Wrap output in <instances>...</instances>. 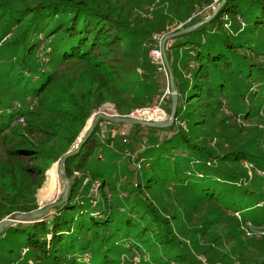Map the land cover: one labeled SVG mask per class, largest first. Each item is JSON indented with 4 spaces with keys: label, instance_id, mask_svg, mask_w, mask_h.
<instances>
[{
    "label": "trees",
    "instance_id": "trees-1",
    "mask_svg": "<svg viewBox=\"0 0 264 264\" xmlns=\"http://www.w3.org/2000/svg\"><path fill=\"white\" fill-rule=\"evenodd\" d=\"M151 1L0 0V222L39 207L46 171L79 146L101 106L127 117L147 107L155 75L165 94L168 79L150 58L153 34L204 20L212 0H159L152 18L142 16ZM165 55L175 121L99 119L63 163L65 201L0 231V264H264V0H227L167 40ZM237 86L244 113L227 102ZM162 107L169 115L170 93ZM165 132L177 189H162L154 170ZM208 178L218 185H202Z\"/></svg>",
    "mask_w": 264,
    "mask_h": 264
},
{
    "label": "rangeland",
    "instance_id": "rangeland-1",
    "mask_svg": "<svg viewBox=\"0 0 264 264\" xmlns=\"http://www.w3.org/2000/svg\"><path fill=\"white\" fill-rule=\"evenodd\" d=\"M180 53H182V52H180ZM154 63H156V62H154ZM166 77L168 79V74H167ZM149 82H151V84H156L157 83V87L154 89L155 90V95H154L153 99L149 102V105L147 107L142 108V109H147L148 107L153 108L154 110H156V108L163 109L162 104L164 102V98L167 96V94H169V93L171 94L170 88L167 87L170 92L166 94V90H165V94H164V92L161 90L162 89L161 88V84L158 83V79H157L156 75H155V77H152V79L149 80ZM168 85H169V83H168ZM241 92H242V87L241 86H237L235 89H232L231 91H229V94L227 96V102L232 107V110L235 113H237V112L244 113V111H246V109H247V106H246L247 101L245 102V101L242 100L241 95H240ZM249 98H250V100H253L252 101V105H255V104L257 105L258 102L257 101L255 102L254 99H252L253 97H249ZM113 107L115 108V106L113 104L105 103L103 106H101L97 111H95L93 113V116H95L97 113H104L106 115H110V113L114 114V111H113L114 108ZM142 109H138V110H142ZM151 111H153V110H151ZM167 119L168 118H166V120ZM142 120L154 121V120H150V119H142ZM166 120H160L159 122H161V121L164 122ZM155 121H158V120H155ZM88 125H89V122L88 123L86 122L84 128H87ZM112 127H115V126L114 125L111 126L110 130L112 129ZM190 129H191V134L192 135H196L197 133H199L198 132V130H199L198 125L190 126ZM101 130H102L103 133H105V131H106L104 128H102ZM81 132H83V130ZM111 132L115 134V132H113V131H111ZM79 137H81V136H79ZM162 137L163 138H159L157 140V142L160 144V147L159 148H154L152 150V155L156 156L157 159L160 160V164L159 165L155 164L154 170L156 171V175L158 177V180H160L161 184L163 183L162 185L165 186V187H161L162 189L165 190L167 188L173 187L174 186L173 184H175L174 188L177 189L176 185H179L180 183L177 180V178L173 179V176L171 175L172 174V166H174V162H173V160H172V158L170 156L174 152L173 149L171 148L174 140H172V141H168L167 140L168 139L167 132L163 133ZM174 139H175V137H174ZM77 140H79V138ZM176 160L180 161V156L179 155L176 157ZM125 166L126 167L124 168V173H126L127 175H130L128 177V179L131 180L133 172L129 171V168H127V165H125ZM54 167H57L56 170H57V174H58V177H57L58 189H57L56 194L54 195V198H56V200H57L58 198L61 197L62 191H63V182H62V179H61V176L63 174V170L60 169L58 165H56V164L52 165V167L50 168L51 171L49 173V177L48 178H47L48 170L46 171L45 181H44V183L42 184L41 187L44 186V184L48 181V179L50 177L54 176ZM181 169H183V167H182L181 164H179L178 165V170H181ZM207 171L212 173L213 170L212 169H208ZM148 173L152 174L151 172H148ZM192 181L193 180L191 179L190 184L192 183ZM112 183L117 184L116 181H112ZM202 185L210 187V188H213V185L214 186L218 185V182H216L214 178H208V179H204L202 181ZM41 187L38 189L37 194H36L38 205H41V204L44 203L42 200L41 201L39 200V194H40ZM214 190L217 192V188H214ZM189 195L191 197H194L193 194H189ZM229 204H230V202L228 203V205ZM11 249L14 252L12 255L15 256L19 252L20 248H14L13 247ZM224 249L226 250V248H223V250ZM156 250H158V248H156Z\"/></svg>",
    "mask_w": 264,
    "mask_h": 264
},
{
    "label": "water",
    "instance_id": "water-1",
    "mask_svg": "<svg viewBox=\"0 0 264 264\" xmlns=\"http://www.w3.org/2000/svg\"><path fill=\"white\" fill-rule=\"evenodd\" d=\"M226 1L227 0H220V2L217 4L215 9L212 11V13L210 15H208L204 20H202L196 24H193L191 26H188L186 28L180 29L176 32L169 33V34L165 35L164 38L162 39V41L160 43V50L162 53L164 65H165L167 73H168V83H169V88L171 91V111H170L169 115H167L168 119L166 121H164V122L163 121L159 122V121H155V120L154 121H147V120L136 119V118H131V117H127V116L106 115L104 113H97L95 116H93V114H92L91 117L87 120V123L89 122V125L87 126V128L83 129V132L80 133V136H83L85 134V137L80 142L79 146L75 150L70 151L67 154H65L63 156V158L61 159L60 163L56 162L54 164L58 165L59 168L63 170V163H64L65 159L69 155L74 154V153L79 151V149L82 146V144L84 143V141L90 136L91 132L93 131V129L96 126L99 119H104L108 122H113V123L143 124L145 126H152V127L170 126L175 121L178 96H177V90L175 89V86H174L173 74H172L170 65L168 63L167 57L165 55V43L168 39H172V38H175L177 36H180V35L188 32V31L195 29L196 27L200 26L201 24L209 21L218 12V10L223 6V4ZM80 139L81 138L79 137L78 141H80ZM61 179L63 182V191H62V195L59 199H57V200H56V198L50 199L46 195L43 196L42 201L44 203L39 205V207L35 211L30 212V213H25V214H17L14 216V218H8V219L2 220L0 222V231L4 227L9 226L14 222L39 221L52 208L57 207L60 204H62L65 201L67 194H68V191H69V180H68L67 176L64 174V170H63V174L61 176Z\"/></svg>",
    "mask_w": 264,
    "mask_h": 264
},
{
    "label": "built area",
    "instance_id": "built-area-1",
    "mask_svg": "<svg viewBox=\"0 0 264 264\" xmlns=\"http://www.w3.org/2000/svg\"><path fill=\"white\" fill-rule=\"evenodd\" d=\"M158 1H159V0H152V1L150 2V4H148V5H144V6L140 9V13H141V15H142V16H146V17H148V18H152L153 13H154V11H155V9H156V4H157ZM218 1H219V0H212V1H211L206 7H204L203 9H205V10L214 9L215 6L217 5ZM189 19H191V17L188 18V20H189ZM182 24H183V23H180V24H174V28H173V30L175 31L176 29L180 28V27L182 26ZM164 36H165L164 34H156V33L153 34V38L157 41V44H156V46H154V48H152V49L150 50V56H151V58H152V60H153L154 62L160 64V66H161V67H160L161 70H162V71L164 72V74L167 76L168 73H167L166 67H165V65H164V61H163V57H162V53H161V50H160V43H161L162 39L164 38ZM169 92H170V91H169V89L167 88V89H166V94L169 93ZM113 108H114V107H113ZM151 110H154V109L148 107L147 109L136 110V111H134V112H131V113L129 114L128 117L136 118V119L158 120V121H160V120H166V118H167V114H166V112H165L163 109H161V108H160V109H159V108H156V110H158V111L160 112V116H159L158 118H152V119H151V118H148V117H144V116H143V113H144L145 111H151ZM113 111H114V114H113V113H110V115L119 116L115 108H114ZM111 131H113V132H115V133H117V134L122 135V136H123V142H127L126 137H124V135H125V131H124L123 128H119V129H118V127L115 126V127H112ZM125 153H126V155H129V156H131L132 158H134V154H132L131 151L126 150ZM141 160H142V158H141L139 161L136 162V165H137V166H140V161H141ZM262 233H264V231H263ZM262 233H261V235H262Z\"/></svg>",
    "mask_w": 264,
    "mask_h": 264
},
{
    "label": "bare ground",
    "instance_id": "bare-ground-1",
    "mask_svg": "<svg viewBox=\"0 0 264 264\" xmlns=\"http://www.w3.org/2000/svg\"><path fill=\"white\" fill-rule=\"evenodd\" d=\"M143 116L148 118H158L160 116V112L158 110L153 111H145L143 113ZM57 167H54V176L50 177L48 181L44 184L43 187L40 189L39 194V200L41 201L43 199V196H48V198L53 199L54 195L57 192L58 189V182H57Z\"/></svg>",
    "mask_w": 264,
    "mask_h": 264
}]
</instances>
